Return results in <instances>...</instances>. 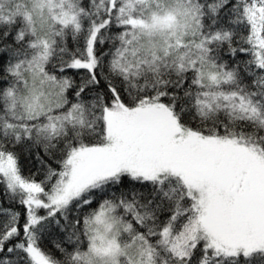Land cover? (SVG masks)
Returning <instances> with one entry per match:
<instances>
[{"label":"snow or ice","instance_id":"obj_1","mask_svg":"<svg viewBox=\"0 0 264 264\" xmlns=\"http://www.w3.org/2000/svg\"><path fill=\"white\" fill-rule=\"evenodd\" d=\"M0 264H264V0H0Z\"/></svg>","mask_w":264,"mask_h":264}]
</instances>
